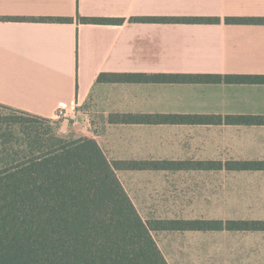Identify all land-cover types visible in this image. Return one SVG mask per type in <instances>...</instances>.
Segmentation results:
<instances>
[{"label": "crops", "instance_id": "crops-1", "mask_svg": "<svg viewBox=\"0 0 264 264\" xmlns=\"http://www.w3.org/2000/svg\"><path fill=\"white\" fill-rule=\"evenodd\" d=\"M226 17L264 18V0H0V103L53 119L57 108L76 100L72 135L94 138L110 160L223 164L119 170L133 204L144 188L159 186L154 179L161 175L169 186L184 188L200 172L254 174L241 183L249 201L262 204V214L232 219L264 220V166H224L264 162V124L108 122L116 113L264 117V83L97 80L101 73L264 75V22L227 23ZM132 186L142 190L135 194Z\"/></svg>", "mask_w": 264, "mask_h": 264}, {"label": "trees", "instance_id": "trees-1", "mask_svg": "<svg viewBox=\"0 0 264 264\" xmlns=\"http://www.w3.org/2000/svg\"><path fill=\"white\" fill-rule=\"evenodd\" d=\"M140 20L215 22L211 17H142ZM85 22L123 19L81 18ZM227 23H261L260 17H226ZM98 81L264 83V75L101 73ZM3 116L17 126L0 142V264H168L154 233L160 231H264V220L147 218L137 211L119 170L221 168L215 161L110 160L92 137L39 131L37 120ZM110 123L264 124V117L183 114H110ZM58 123V122H57ZM56 123V124H57ZM31 125V126H30ZM261 168L264 162H225Z\"/></svg>", "mask_w": 264, "mask_h": 264}, {"label": "rangeland", "instance_id": "rangeland-1", "mask_svg": "<svg viewBox=\"0 0 264 264\" xmlns=\"http://www.w3.org/2000/svg\"><path fill=\"white\" fill-rule=\"evenodd\" d=\"M16 109L0 103V117L25 116ZM34 126L39 131L74 137L69 119L47 118L35 121ZM18 131L17 126L0 123V142L4 133ZM249 179L256 177L232 172H200L189 181V186L175 188L161 175L154 179L159 186L144 188L145 193L134 204L144 219L151 215L226 220L261 215L262 204L249 201L248 187L241 183ZM127 182L134 183L135 179L129 177ZM129 189L135 194L142 190L135 186ZM153 235L168 264H264V232L185 230L160 231Z\"/></svg>", "mask_w": 264, "mask_h": 264}, {"label": "built area", "instance_id": "built-area-1", "mask_svg": "<svg viewBox=\"0 0 264 264\" xmlns=\"http://www.w3.org/2000/svg\"><path fill=\"white\" fill-rule=\"evenodd\" d=\"M78 107V102L74 100L69 108L59 107L56 109L53 119H71V115L75 112Z\"/></svg>", "mask_w": 264, "mask_h": 264}]
</instances>
